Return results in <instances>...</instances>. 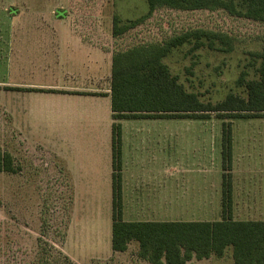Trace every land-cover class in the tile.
I'll return each instance as SVG.
<instances>
[{
	"label": "rangeland",
	"instance_id": "rangeland-1",
	"mask_svg": "<svg viewBox=\"0 0 264 264\" xmlns=\"http://www.w3.org/2000/svg\"><path fill=\"white\" fill-rule=\"evenodd\" d=\"M148 9L147 0H0V147L14 157L17 169L15 174L0 173V264H34L41 240L76 264H149L138 258L136 242L125 253H113L109 241L111 183L104 177L87 175L82 176L86 183H77L67 161L58 154L62 146L56 136V114L51 104L48 103L46 120L39 128L30 117H23V106L11 100L8 87L9 75L12 79L39 82L54 78L51 73L57 67V44L61 47L57 33L64 30H58L61 25L52 19L69 18L66 25L70 26L101 25L106 32L110 27L112 34L115 16L126 23L143 17ZM38 16L51 20L40 23L35 18ZM96 17L100 23H95L96 20L84 25L73 23L80 18ZM194 29L228 35L233 50L222 52L203 47L190 53L191 46L185 45L164 60L171 74L205 103L216 105L231 93L247 98L245 89L237 86V80L243 71L248 73V80L258 79L259 64L253 53L264 50V23L234 17L223 10L160 8L143 24L112 39L110 44L115 52L125 51L134 46L163 43ZM59 59L61 65L64 61ZM223 121L214 115L207 120H177V129L208 130L207 151L202 148L201 152L202 162L206 154L207 181L203 178L200 181L197 149V155H191V162L181 161L182 165L191 166L177 167L176 214H168L163 200L167 185H159L160 206L140 219H221ZM232 122L234 217L264 220V116ZM76 139L80 150L74 162L77 170L100 174L101 168L92 167L94 152L88 137L82 135ZM68 149L63 147L64 154L70 156ZM200 197L208 201L207 209L202 212L195 208ZM189 264H234L233 251L228 248L222 258L193 259Z\"/></svg>",
	"mask_w": 264,
	"mask_h": 264
},
{
	"label": "trees",
	"instance_id": "trees-1",
	"mask_svg": "<svg viewBox=\"0 0 264 264\" xmlns=\"http://www.w3.org/2000/svg\"><path fill=\"white\" fill-rule=\"evenodd\" d=\"M148 12L123 23L113 19L112 35L119 38L137 28L160 8L181 11L223 10L231 16L264 23V0H147ZM62 17V16H61ZM190 45V53L208 47L231 52L232 39L219 32L194 29L163 43L134 46L117 51L112 59L111 109L115 121L125 119L207 120L213 115L222 123V213L215 221H135L124 220L122 126L114 123L112 176L113 253L127 252L138 243V258L149 264H189L213 256L222 258L232 248L234 264H264V220H236L234 217L233 119L264 116V50L253 53L258 79L248 80L243 71L237 86L247 98L228 94L214 105L188 92L171 74L164 60L176 49ZM18 90V89H17ZM30 90V89H29ZM55 93L52 90H30ZM17 172L14 157L0 147V173ZM34 264H76L48 242L40 241Z\"/></svg>",
	"mask_w": 264,
	"mask_h": 264
},
{
	"label": "crops",
	"instance_id": "crops-1",
	"mask_svg": "<svg viewBox=\"0 0 264 264\" xmlns=\"http://www.w3.org/2000/svg\"><path fill=\"white\" fill-rule=\"evenodd\" d=\"M40 23L49 22L46 17L38 16ZM59 20L54 18L57 25H61L63 33H57L61 47L57 44V67L51 80L31 81L26 79H12L9 75V96L15 104L23 106V117H30L34 125L41 128L46 120L45 113L48 103L56 114V136H59L62 148L58 154L67 161L72 169L77 183L84 182L82 176L104 177L111 183L110 205L112 209V176H113V124L122 126V161H123V217L125 221H209V220H147L140 219L141 215H150L152 208L160 206L159 185H167V211L176 214V183L177 167L181 161L189 162L191 155H197L199 149L198 167L200 181H207L208 165L206 154L201 161L202 148L207 151L208 130L176 128L175 119H125L115 121L111 109V77L112 59L115 50L112 49L111 28L109 32L99 25L96 27L70 26L69 18ZM22 20V19H21ZM73 20V19H72ZM79 20V19H78ZM100 23L99 17L80 18L73 23ZM51 22V21H50ZM43 57L48 58L43 55ZM64 62L60 65L59 58ZM46 67V66H45ZM44 70H47L44 68ZM18 89V90H17ZM52 90L46 93L30 90ZM21 111V107L19 108ZM18 110V112H19ZM85 119H87L85 123ZM80 122L79 126L76 123ZM85 123V124H84ZM82 125V126H81ZM88 137V144L92 147L94 163L92 167L101 168L97 172L80 171L75 166V158L80 150L76 138ZM234 138V137H233ZM234 140V139H233ZM60 146V144H59ZM70 147L71 154H64ZM185 151V149H187ZM69 150V149H68ZM234 150V146H233ZM67 152V151H66ZM234 153V152H233ZM234 155V154H233ZM191 162V161H190ZM234 165V160H233ZM80 168V166H79ZM203 168V169H202ZM221 200L219 210L222 213V132H221ZM234 177V167H233ZM165 192V189H164ZM235 200V197H234ZM196 209L206 210L208 201L200 197ZM109 241H112V223L109 228ZM125 253V252H124ZM119 254V253H115ZM122 254V253H121Z\"/></svg>",
	"mask_w": 264,
	"mask_h": 264
}]
</instances>
